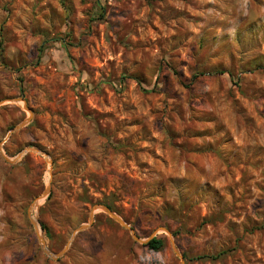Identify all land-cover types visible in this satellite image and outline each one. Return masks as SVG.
Returning <instances> with one entry per match:
<instances>
[{"label":"rangeland","instance_id":"obj_1","mask_svg":"<svg viewBox=\"0 0 264 264\" xmlns=\"http://www.w3.org/2000/svg\"><path fill=\"white\" fill-rule=\"evenodd\" d=\"M0 101V264H264V0H0Z\"/></svg>","mask_w":264,"mask_h":264},{"label":"water","instance_id":"obj_2","mask_svg":"<svg viewBox=\"0 0 264 264\" xmlns=\"http://www.w3.org/2000/svg\"><path fill=\"white\" fill-rule=\"evenodd\" d=\"M13 101H22L23 102V100H22V98L21 97H19V98H17V99H14ZM0 103H2V101H0ZM23 107L26 109V110H28V108L26 107V105H25V103L23 102ZM29 120V117L28 118H26L24 121H22L21 123H19L18 125H16V126H14L12 129H11V131H10V133L11 132H13V131H15L16 129H18L19 127H21L22 125H24L27 121ZM27 151V149H25V150H23L22 151V153H24V152H26ZM21 153V154H22ZM20 154V155H21ZM19 155V156H20ZM48 163H49V165L51 166V161H49L48 160ZM48 187H46V189L40 194V196H39V198L38 199H40V198H43V197H45L47 194H48ZM32 206V205H31ZM95 209H101V210H103L104 212H106L107 214H109L113 219H115L118 223H120L123 227H125V228H128L130 231H132V229L123 221V220H121L117 215H116V213H114L113 211H111L107 206H103V205H95L94 207H93V210H95ZM90 220H91V218H90ZM85 227V225H83V226H80L79 228H77L74 232H73V235H72V237L70 238V240L68 241V243H67V245L65 246V248L62 250V251H60L59 253H57V254H53V253H51V252H49L46 248H45V246H44V243H43V241H41V245H42V249H43V251L48 255V256H50L51 258H53V259H56V258H58L60 255H62L63 253H64V251L66 250V248L68 247V244L70 243V241L72 240V238H73V236L77 233V232H79L81 229H83ZM133 237L135 238V239H138L136 236H134L133 235ZM181 259H182V257H181ZM183 264V263H182Z\"/></svg>","mask_w":264,"mask_h":264},{"label":"trees","instance_id":"obj_3","mask_svg":"<svg viewBox=\"0 0 264 264\" xmlns=\"http://www.w3.org/2000/svg\"><path fill=\"white\" fill-rule=\"evenodd\" d=\"M46 49V47L45 48H40V50L39 51H41V53L43 52L44 53V50ZM110 209H111V207L109 206V205H107ZM42 229L47 233V229H46V227L42 224ZM146 246L148 247V248H150V249H153V250H159L160 248H162V246H163V241L161 240V239H159V238H156V237H152L151 239H149L148 241H147V243H146ZM218 255L219 254H216V255H214V256H210V257H212V258H216V257H218ZM200 257H206V256H198V258H200Z\"/></svg>","mask_w":264,"mask_h":264}]
</instances>
